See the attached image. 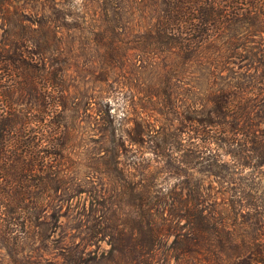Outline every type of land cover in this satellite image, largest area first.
Masks as SVG:
<instances>
[{
	"label": "trees",
	"instance_id": "trees-1",
	"mask_svg": "<svg viewBox=\"0 0 264 264\" xmlns=\"http://www.w3.org/2000/svg\"><path fill=\"white\" fill-rule=\"evenodd\" d=\"M10 1L0 0V264H36L42 256L34 243L49 240L42 231L45 209L54 194L74 188H67L66 173L55 163L62 157L60 136L69 132L51 121L41 133L49 147L39 146L27 138L28 110L38 103L54 120L70 90L51 50L55 28L11 9ZM154 4V22L143 33L149 49L183 64L201 60L206 70L224 69L226 58L251 79L237 74L222 86L211 72L204 105L172 108L179 125L147 130L139 122L129 142L146 138L156 165H144L149 159L136 150L125 164V144L98 159L90 167L93 179L109 183L93 193L108 211L96 215L103 228L94 239L110 248L75 252L65 246L62 264H264V192L244 181V172L253 177L264 167V0ZM157 173L175 182L159 183Z\"/></svg>",
	"mask_w": 264,
	"mask_h": 264
},
{
	"label": "rangeland",
	"instance_id": "rangeland-1",
	"mask_svg": "<svg viewBox=\"0 0 264 264\" xmlns=\"http://www.w3.org/2000/svg\"><path fill=\"white\" fill-rule=\"evenodd\" d=\"M10 4L11 9H19L37 22H47L55 28L57 38L51 50L58 54L54 58L56 68L65 70L70 90L68 103L54 120L40 112L38 103L30 104L28 110L27 138H35L39 146H48L41 133L50 130L51 121L69 132L60 136L58 152L62 157L55 163L66 173L67 188L74 189L59 191L48 203L42 231L49 240L34 243L42 257L33 259L36 264H62L65 246H72L75 252H103L110 248L106 242L94 239L101 236L103 228L96 215L108 210L98 205L101 201L93 193L105 188L109 181L104 177L93 179L90 167L101 157H109V150L123 148L122 144L128 149L125 164L136 158L132 156V150H136L149 159L144 165H156L153 147L146 138L138 145L129 142L139 122L147 130L179 125L173 122L172 108L186 112L204 105L206 92L211 88L209 73L217 74L220 85L224 80L233 82L232 77L237 74L250 81L248 76L252 73L226 63V58L224 69L206 70L201 60L183 64L174 55L149 49L143 33L154 22V0H11ZM2 37L0 21V41ZM215 50L209 48V54ZM115 130L121 139L113 137ZM45 134L51 135V131ZM224 159L230 160L228 156ZM244 174V181L254 182L264 192V167L253 177L249 171ZM155 177L159 183L175 182L165 174L157 173ZM112 188V184L106 186L107 190ZM74 190L82 193L74 195ZM86 257L90 260L91 255Z\"/></svg>",
	"mask_w": 264,
	"mask_h": 264
}]
</instances>
